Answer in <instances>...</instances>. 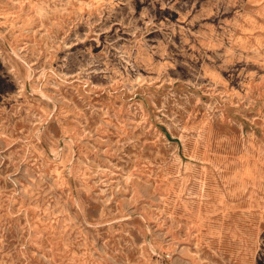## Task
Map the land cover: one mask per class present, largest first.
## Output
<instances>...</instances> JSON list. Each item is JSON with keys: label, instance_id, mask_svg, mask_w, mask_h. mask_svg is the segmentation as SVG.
Here are the masks:
<instances>
[{"label": "rangeland", "instance_id": "1", "mask_svg": "<svg viewBox=\"0 0 264 264\" xmlns=\"http://www.w3.org/2000/svg\"><path fill=\"white\" fill-rule=\"evenodd\" d=\"M0 264H264V0H0Z\"/></svg>", "mask_w": 264, "mask_h": 264}]
</instances>
